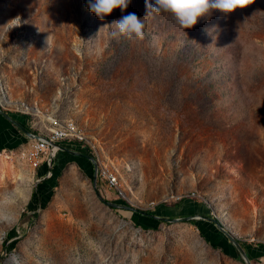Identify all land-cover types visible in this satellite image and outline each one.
<instances>
[{
	"label": "rangeland",
	"instance_id": "1",
	"mask_svg": "<svg viewBox=\"0 0 264 264\" xmlns=\"http://www.w3.org/2000/svg\"><path fill=\"white\" fill-rule=\"evenodd\" d=\"M149 2L101 20L88 0H0L9 97L24 92L14 100L40 110L24 108L32 121H68L104 180L62 152L37 202L41 166L25 157L36 141L0 152V264H243L208 222L140 225L102 201L173 219L210 212L264 251V0L186 30ZM129 13L142 39L113 35Z\"/></svg>",
	"mask_w": 264,
	"mask_h": 264
},
{
	"label": "clouds",
	"instance_id": "2",
	"mask_svg": "<svg viewBox=\"0 0 264 264\" xmlns=\"http://www.w3.org/2000/svg\"><path fill=\"white\" fill-rule=\"evenodd\" d=\"M252 0H154L147 7L154 12L170 13L178 25L183 29L195 27L201 19L210 17L212 12L218 11L225 16L238 9L247 8ZM130 0H88L89 10L99 19L110 16L114 10H126ZM115 31L113 35L124 36L129 40L142 39L144 35L143 20L135 13L122 16L111 25ZM109 27V26H105Z\"/></svg>",
	"mask_w": 264,
	"mask_h": 264
},
{
	"label": "crops",
	"instance_id": "3",
	"mask_svg": "<svg viewBox=\"0 0 264 264\" xmlns=\"http://www.w3.org/2000/svg\"><path fill=\"white\" fill-rule=\"evenodd\" d=\"M9 92H10V94H12L11 89H9ZM13 98L24 100V92L20 98H15V97H13ZM6 113L9 114L12 119H14L20 125H22L25 129H27L28 131H30L34 135L37 134V127L33 124V122H35V121H32V119L29 115H25V114L15 112V111L14 112H6ZM34 141H36V140H31V137L27 133H25L20 127H18L15 123H13L12 121H10L6 117H4V115H2V113H0V151H4L7 153L16 152L21 147H23L25 145H26V147L28 145H32V143ZM62 146H63V148H67V149H70L73 151H78V152H81V153L88 155V152L85 150L86 146L84 144L71 143L68 141V142L62 143ZM63 152H68V151L64 150ZM61 154H62V152L59 154L57 159H59ZM61 159L63 160L66 158L63 155V157H61ZM62 160H60V161L62 162ZM58 166H60V164ZM54 168H55V166H54ZM34 170L36 172L39 171L38 183L43 184V186L46 187L49 184L48 182L51 181V178L54 175V171L51 170L52 176L51 175L49 176L50 169L47 166L40 167V168L34 169ZM91 172L92 173L90 175L95 178L94 172L93 171H91ZM136 221H140V225L141 224L148 225L149 223H151L150 221H146L143 219H137ZM152 224H155V223L152 222ZM149 226H151V225L149 224Z\"/></svg>",
	"mask_w": 264,
	"mask_h": 264
},
{
	"label": "built area",
	"instance_id": "4",
	"mask_svg": "<svg viewBox=\"0 0 264 264\" xmlns=\"http://www.w3.org/2000/svg\"><path fill=\"white\" fill-rule=\"evenodd\" d=\"M52 117L51 120L44 117L43 122H33L37 127V134H35L37 137L31 138V140L39 141V147H41V167L47 166L50 169L49 176H52L51 170H53L59 154L64 151L62 143L69 141L71 143L83 144L80 139V133L72 127H68V121H62L58 116ZM103 166H108V170H111V172H118L114 167L104 164ZM96 175L99 180L104 182L102 173H96ZM105 183L109 186L110 190L117 193L112 183ZM194 198L196 197L186 196L180 199V201Z\"/></svg>",
	"mask_w": 264,
	"mask_h": 264
},
{
	"label": "water",
	"instance_id": "5",
	"mask_svg": "<svg viewBox=\"0 0 264 264\" xmlns=\"http://www.w3.org/2000/svg\"><path fill=\"white\" fill-rule=\"evenodd\" d=\"M0 113H2V115H4V117H6L7 119H9L10 121H12L13 123H15L18 127H20L25 133H27L31 138H35L37 137L36 135H34L33 133H31L30 131H28L27 129H25L22 125H20L19 123H17L14 119L11 118V116L9 114H7L6 112H4L3 110H1L0 108ZM65 151L70 152L71 154L75 155V156H81V157H86L88 158L90 161H92L95 165V184L97 182V175H96V169H97V162L95 161V157L92 156L91 154L87 155L78 151H73L67 148H63ZM98 199L100 201H102L100 194H97ZM103 204L105 206H107L108 208L111 209H120V210H125V211H130L131 213H137L140 214L143 217H148L152 220L158 221V222H162V223H166V224H177V223H190L192 221H201L202 223L208 222L210 224H212L213 226H215L219 232H221L226 238L227 240L235 247V249L238 252V258H239V262L243 263V264H254V260L251 259L248 251L245 250V248L243 247V245H241L240 240L235 236V234L233 232H231L222 221H220L216 216L215 217H211L210 212H199L190 216H185L182 218H178V219H173V218H169L166 217L167 214L165 213H161V217L160 216H156V215H149L147 213L138 211V210H134L130 207H123V206H119V205H114V204H110L107 202L102 201ZM164 214V215H163Z\"/></svg>",
	"mask_w": 264,
	"mask_h": 264
},
{
	"label": "trees",
	"instance_id": "6",
	"mask_svg": "<svg viewBox=\"0 0 264 264\" xmlns=\"http://www.w3.org/2000/svg\"><path fill=\"white\" fill-rule=\"evenodd\" d=\"M83 143V142H82ZM84 144V143H83ZM85 145V144H84ZM0 152H2V151H0ZM65 155H64V157L66 158V159H70V161L71 160H73V159H75V158H78V159H80V160H82L83 162H88V163H90V167L92 168V171L94 172V174H95V165H94V163L92 162V161H90L88 158H86V157H81V156H75V155H72L71 153H69V152H63ZM63 156V155H62ZM68 157V158H67ZM66 159H63L62 160V162H65V160ZM61 162V161H60ZM61 165V164H60ZM53 171H54V175L52 176V178H51V181L50 182H48L49 184H53L54 182H56V180H57V178L59 177V175H60V172H61V168L59 167V166H57V165H55V168L53 169ZM40 187H43V184H40L39 186H38V189H37V193H36V199H37V202H38V200H39V198L40 199H43V195H44V193H43V191H42V189L43 188H40ZM186 200H183V201H181L182 203H184ZM192 204V203H191ZM120 206H123V207H129V205L127 204V203H122V205H120ZM192 207V206H191ZM188 210H189V208H188ZM191 211H193V210H191ZM191 211H189V213L188 214H190V212ZM133 215L134 216H136V217H138L139 219H143V220H149V221H151V222H154L155 224H157V225H160V224H162V222H158V221H155V220H152V219H150V218H148V217H143V216H141L140 214H137V213H133ZM190 215H193V214H190ZM190 215H188V216H190ZM168 216V215H167ZM187 217V216H186ZM169 218H171V217H169ZM199 223H201L202 224V226H203V228L204 229H206L207 227H204L205 225L200 221ZM190 224L191 225H193V224H195V225H197L198 224V221H192V222H190ZM209 226H212L211 228H214V232H216V234L217 235H219V236H222V238H223V240H225V242H227L228 244H229V246H231V248H233V250H235V252L238 254V252H237V250L235 249V247L227 240V238L221 233V232H219L218 231V229L215 227V226H213L212 224H210L209 223ZM210 230H213V229H210ZM243 247L245 248V250L246 251H248V253H249V255H250V257H251V259H260V258H264V253H262V252H264V251H262V252H257V253H254V252H252L251 251V249H250V247H245L244 245H243ZM261 251V250H260Z\"/></svg>",
	"mask_w": 264,
	"mask_h": 264
},
{
	"label": "bare ground",
	"instance_id": "7",
	"mask_svg": "<svg viewBox=\"0 0 264 264\" xmlns=\"http://www.w3.org/2000/svg\"><path fill=\"white\" fill-rule=\"evenodd\" d=\"M9 90V89H8ZM0 108L4 112H21L22 114H29L24 111V108H26L28 111H32L38 114H42L40 110L34 108V107H29L25 103L18 102L16 100H12L2 83V80L0 79ZM52 116H47V119H52ZM35 146L29 151L28 155H25V157L28 158V160L37 166H41V147H39V141L36 140ZM25 177V176H24ZM23 177V174L21 176L22 179H25ZM113 181V180H112Z\"/></svg>",
	"mask_w": 264,
	"mask_h": 264
}]
</instances>
